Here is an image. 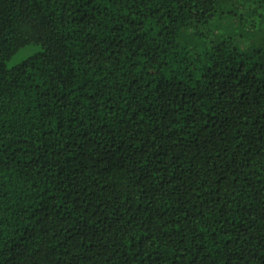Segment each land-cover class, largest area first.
I'll return each mask as SVG.
<instances>
[{"label":"trees","instance_id":"obj_1","mask_svg":"<svg viewBox=\"0 0 264 264\" xmlns=\"http://www.w3.org/2000/svg\"><path fill=\"white\" fill-rule=\"evenodd\" d=\"M0 264H264V0H0Z\"/></svg>","mask_w":264,"mask_h":264},{"label":"rangeland","instance_id":"obj_2","mask_svg":"<svg viewBox=\"0 0 264 264\" xmlns=\"http://www.w3.org/2000/svg\"><path fill=\"white\" fill-rule=\"evenodd\" d=\"M40 50L41 46L39 44H27L25 46H22L18 48L9 59L6 60V66H15L16 64L20 63L24 59Z\"/></svg>","mask_w":264,"mask_h":264}]
</instances>
